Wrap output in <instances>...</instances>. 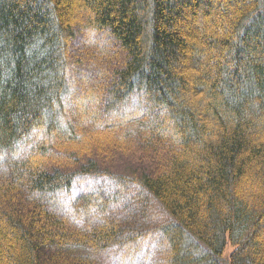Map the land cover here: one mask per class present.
I'll use <instances>...</instances> for the list:
<instances>
[{"label":"trees","instance_id":"trees-1","mask_svg":"<svg viewBox=\"0 0 264 264\" xmlns=\"http://www.w3.org/2000/svg\"><path fill=\"white\" fill-rule=\"evenodd\" d=\"M83 32L107 60L77 96ZM140 145L161 167L105 194L96 155ZM134 187L166 222L118 214ZM148 234L158 264H264V0H0V264H101Z\"/></svg>","mask_w":264,"mask_h":264},{"label":"rangeland","instance_id":"rangeland-1","mask_svg":"<svg viewBox=\"0 0 264 264\" xmlns=\"http://www.w3.org/2000/svg\"><path fill=\"white\" fill-rule=\"evenodd\" d=\"M105 40H100V36L96 35L95 33L90 32H83L79 34L77 39L74 41L72 46V56H76L77 58H80L81 63H83V66H74V80L75 84H71L69 88V92H78L77 96H81L82 90L87 86L85 80H90L92 77V74L95 72V68L93 64L104 62L107 60L105 59V43H103ZM108 49V48H107ZM110 54L108 59L111 60V62H114V64H117L119 61V55ZM77 60V59H76ZM78 61V60H77ZM75 60H73V63ZM83 74V75H81ZM86 74V75H85ZM79 75V77H77ZM81 75V76H80ZM86 76H90L87 78ZM86 85V86H85ZM81 91V92H80ZM134 103H136V99H132ZM126 113L124 114H130V112L135 110V104L128 106L126 109H122ZM122 112V111H121ZM36 134V133H35ZM42 140V136L40 134H37L35 137H31L30 141L33 142ZM146 152H145V151ZM160 156V155H158ZM96 158H98V165L100 168V171L105 172V186L109 187V181L107 180V174H116V175H123L125 177H132L137 172L143 173H155L156 170L160 166L161 157L159 160H156L155 155H150L147 153V149H142V146L134 147L132 150L128 152H118L114 151L113 149H109L108 153H105L101 156L96 155ZM158 162V163H157ZM74 162L68 163L71 168H75ZM161 167V166H160ZM101 180V179H100ZM102 181H94L92 179H82L81 181H77L75 183L74 190L72 191L73 195H77L82 190H85L87 187H95L94 185L100 184ZM119 189V188H118ZM136 187L131 189L128 195H126V199H124L121 204L120 212L118 211L115 214H121L124 215L127 212H129L128 220L134 221V218L136 220V223H138L140 226H143L144 231H151L156 226H159L166 222L168 220L167 215L164 213L162 208L156 203V201L152 198H147V203H149L146 208H144L141 211H138V200L132 199L131 196H134ZM114 186L112 185L110 190H107L105 187V194H107L109 191L113 192ZM120 191V190H119ZM144 195L143 192L139 190V193L136 196ZM66 200L69 199V195L65 196ZM61 201L63 204H65V200L61 198ZM114 208V206L111 208V210ZM118 208V209H119ZM121 209H124L121 210ZM138 212V215H136ZM144 213V214H143ZM117 214V215H118ZM144 215L145 218L141 217V215ZM110 215H114L111 213ZM115 216V215H114ZM134 217V218H133ZM141 229V230H142ZM148 234L145 238V240H140V242L137 245H133L129 250L125 248L120 247H112L111 249L106 250L104 253H102L98 259L101 264H158L159 262V253L161 252V241L155 240L152 238V236ZM156 236V235H154ZM153 236V237H154ZM233 248L229 245L226 249L225 256L228 258Z\"/></svg>","mask_w":264,"mask_h":264}]
</instances>
